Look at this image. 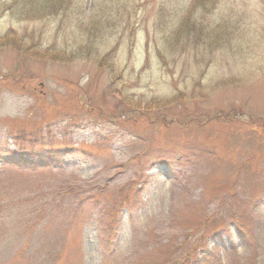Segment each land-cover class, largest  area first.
<instances>
[{
  "label": "rangeland",
  "instance_id": "374dc122",
  "mask_svg": "<svg viewBox=\"0 0 264 264\" xmlns=\"http://www.w3.org/2000/svg\"><path fill=\"white\" fill-rule=\"evenodd\" d=\"M77 1L0 0V264H264V0Z\"/></svg>",
  "mask_w": 264,
  "mask_h": 264
},
{
  "label": "trees",
  "instance_id": "16d2710c",
  "mask_svg": "<svg viewBox=\"0 0 264 264\" xmlns=\"http://www.w3.org/2000/svg\"><path fill=\"white\" fill-rule=\"evenodd\" d=\"M77 2L78 4L81 5V3H79V0ZM72 3H74L73 0H10L7 10L12 11V13L16 17H20V18H28L31 16L35 18L41 17V15L43 14L42 13L43 10H48L47 15L53 14V16H57L61 14L62 16H68V11H70V5ZM216 3H217V0H192V4L201 5L204 8V10H207V11L208 10L211 11L212 9H214ZM98 5L101 11L100 15L93 16L92 14H90L88 23H87L88 28L85 29L86 32H89L90 37L95 36V35H101L104 32L103 29H106L102 27L106 25L105 23L107 21L101 20V18L105 16L103 12V10L105 11V5H101V3ZM45 6L47 7L45 8ZM78 9L81 11L82 15L86 14V13H83L81 6L78 7ZM129 22H130L129 32L130 34H132L134 30L133 25L135 23V19H132V21H129ZM199 35L201 36L200 38H202V41L204 44H206V42L208 41L206 38L211 36L207 28L203 27L202 24L193 23V21L190 22L189 17L185 16L184 14L182 18V22L179 25V28L172 36H170L166 40L165 44L171 53V50H175L177 46H180V45L186 46L190 42H197L200 39V38H197ZM90 37L87 38V40H89L88 41L89 45H87L88 47L92 45L90 43L91 42ZM11 38L13 37H10V35L7 33L3 37V41H7L8 39L14 41L13 44L17 47V49L19 51H24L25 53L27 52V49L31 48L29 46L27 48L25 46L23 47L21 45V41H16V39L14 40ZM182 39H184L185 41L181 43ZM18 43L20 45H18ZM83 48H84V45H83ZM167 48L165 49V51L167 50Z\"/></svg>",
  "mask_w": 264,
  "mask_h": 264
}]
</instances>
